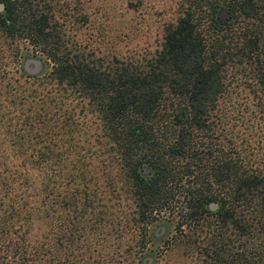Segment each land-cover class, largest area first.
Wrapping results in <instances>:
<instances>
[{
	"label": "trees",
	"instance_id": "1",
	"mask_svg": "<svg viewBox=\"0 0 264 264\" xmlns=\"http://www.w3.org/2000/svg\"><path fill=\"white\" fill-rule=\"evenodd\" d=\"M47 1L0 0V264H264V0H177L148 58L104 65Z\"/></svg>",
	"mask_w": 264,
	"mask_h": 264
},
{
	"label": "rangeland",
	"instance_id": "2",
	"mask_svg": "<svg viewBox=\"0 0 264 264\" xmlns=\"http://www.w3.org/2000/svg\"><path fill=\"white\" fill-rule=\"evenodd\" d=\"M176 3L177 0H49L46 5H41L44 10L50 7L52 18L57 21L66 20L67 8H73L74 4L82 7L88 20L83 21L75 16L76 21L72 27L65 22L63 38L68 39L69 44L76 39L75 44L84 46L91 58H99L104 65L111 62L114 55L137 62L148 58L161 41L163 25L174 21L177 15ZM16 43L15 50L20 55L21 66L25 57L32 56L41 60L40 71L36 74L49 71L50 61L42 51L24 39H17ZM13 44L8 40L4 42L5 51L0 60L5 67L11 65V59H7V56L12 54ZM1 76L0 84H3ZM155 228L152 227V232ZM157 232L156 241H148L147 246L161 250L166 246L168 230L161 232L158 229Z\"/></svg>",
	"mask_w": 264,
	"mask_h": 264
},
{
	"label": "water",
	"instance_id": "3",
	"mask_svg": "<svg viewBox=\"0 0 264 264\" xmlns=\"http://www.w3.org/2000/svg\"><path fill=\"white\" fill-rule=\"evenodd\" d=\"M1 7H2V4L0 3V9H1ZM218 15L221 19H225L229 15V13H228V10L226 8H221L219 10ZM22 68L24 69L25 72H27L29 74H36L40 71L41 60L37 57L27 56L22 61ZM215 206H216V203H214V202L210 203L211 208H215ZM159 227L161 228V230H164L163 225H159ZM146 257L148 258L149 261L152 260L151 255H147Z\"/></svg>",
	"mask_w": 264,
	"mask_h": 264
}]
</instances>
